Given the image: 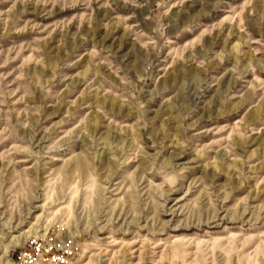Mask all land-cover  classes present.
<instances>
[{
  "label": "rangeland",
  "instance_id": "374dc122",
  "mask_svg": "<svg viewBox=\"0 0 264 264\" xmlns=\"http://www.w3.org/2000/svg\"><path fill=\"white\" fill-rule=\"evenodd\" d=\"M0 264H264V0H0Z\"/></svg>",
  "mask_w": 264,
  "mask_h": 264
}]
</instances>
